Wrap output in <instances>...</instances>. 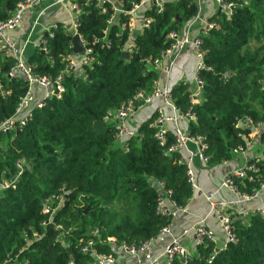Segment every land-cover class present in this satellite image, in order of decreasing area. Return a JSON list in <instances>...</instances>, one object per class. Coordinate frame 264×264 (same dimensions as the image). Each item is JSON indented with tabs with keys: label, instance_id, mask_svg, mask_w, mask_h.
<instances>
[{
	"label": "trees",
	"instance_id": "1",
	"mask_svg": "<svg viewBox=\"0 0 264 264\" xmlns=\"http://www.w3.org/2000/svg\"><path fill=\"white\" fill-rule=\"evenodd\" d=\"M19 1L0 0V21ZM122 1L130 9L142 0ZM224 1L235 8L230 16L216 12L209 17L221 28L210 29L203 37L205 62L212 70L199 73L204 91L194 106L197 120L188 123L192 134L204 138L208 162L214 164L231 160L239 145L247 146L251 130L236 126L239 117L264 122V0ZM77 2L78 32L92 49L93 61L65 75L61 97L48 99L33 110L25 126L0 137V181L13 179L17 162H25L18 181L0 189V264H91L93 255L80 249L90 238L98 252L121 255L105 244L108 238L117 245L141 244L156 240L172 222L157 212L158 181L165 182L172 191L170 199L181 209L193 196L181 155L164 154L174 140L171 129L161 145L156 128L149 126L157 106L139 123L140 135L128 139L127 147L104 117L137 92L152 90L158 72L144 59H154L170 46L168 33L184 30L198 13L196 1L165 0L162 13L155 8L147 12L152 25L136 36L127 31L115 35L118 25L107 23L112 15L109 3L104 13L96 0ZM47 35V53L36 50L28 60L36 74L56 78L74 52L73 36L62 24L52 37ZM131 42L125 58L122 52ZM13 64L12 57H0L4 72ZM183 81L170 86L174 102L186 110L190 98ZM7 86L10 93L0 96V124L14 114L27 89L20 76ZM97 122L104 126L103 134L94 130ZM258 139L264 143V128ZM253 162L257 165V171L249 172L253 178L236 180L242 193H254L264 184V156L251 158L249 163ZM234 232L237 240L225 248L217 251L215 242L197 245L185 263L176 258L170 264H264V216L256 211L248 221L235 220Z\"/></svg>",
	"mask_w": 264,
	"mask_h": 264
},
{
	"label": "built area",
	"instance_id": "2",
	"mask_svg": "<svg viewBox=\"0 0 264 264\" xmlns=\"http://www.w3.org/2000/svg\"><path fill=\"white\" fill-rule=\"evenodd\" d=\"M195 1L199 8L198 13L187 23L183 31L173 30L168 33L167 39L171 41L170 46L163 49L158 57L154 59H144L145 63L156 67L164 77L169 78L173 65L180 55L189 49H193L196 52L195 73L191 79H185L183 81L190 98L189 108L182 110L178 107L174 102L170 84L157 78L154 80L150 92L147 93L142 90L137 92L133 98L128 99L122 103L117 110L105 116L104 120L113 123L116 130V139L127 147L128 139L140 135L138 126H131L129 124V119L145 104L159 99L161 103L157 105L155 110L156 114L154 119L149 123V126L156 128L155 137L161 145L166 142L167 132L171 129L174 140L166 147L164 154L166 156H170L173 153H179L181 155L179 162L185 164L188 181L196 191L200 189V187L196 180V172L193 166L194 159L200 158L208 162L209 157L205 154L207 144L204 138L200 135L192 134L189 130L188 123L197 120L194 106L200 103L199 96L204 91V80L200 77L199 73L203 70H212L205 62V52L202 50L203 37L207 35L208 30L219 29L221 25L218 20H211L209 17L204 16L202 13L204 0ZM212 1L216 3L218 9L222 10L221 13H226L228 16L233 14L235 8L233 3L225 2L224 0ZM43 3H47L48 7L69 3L71 9L75 12V17L71 27L69 26L70 28L64 25L63 27L66 30H71L72 36L78 34L84 48L83 52L78 57H74L73 54L67 56V64L64 72L59 74L56 78L36 74L29 60L26 58L25 47L31 41V32L23 42V45L12 40L8 34L10 31L17 28L27 11L34 10L38 5ZM106 3L110 4L109 10L112 11V15L107 20L108 25L116 23L119 27V31L115 35L120 36L121 32L127 31L129 35L136 36L139 32L150 28L152 25L153 17L148 16L147 12L155 8L157 13H162L164 11L165 0H142L130 9L125 7L122 0H96V6L104 13L108 9L105 5ZM146 5H150L149 8H145ZM80 13L81 7L77 0H21L10 12L7 19L0 21V38L2 39L0 44V57H12L14 59V64L8 71L4 72L0 66V96L5 97L10 93L7 83L15 76L22 77L27 84L26 92L20 97L14 114L0 124V137L2 134L25 126L33 117V110L36 107H43L48 99L53 96L61 97L66 89L65 75L83 68L93 61L92 49L88 47L87 41L78 32ZM197 24H199L200 30L198 33H194L193 27L197 26ZM57 28L58 25H52L45 33L48 34L47 36L52 37L54 35V30ZM45 33L36 44L37 50L43 51V53H47L48 51ZM104 42L107 47H110V41L107 40V38H104ZM127 46L126 50L124 49L123 51L130 53V46H132V44H128ZM38 88L44 91L39 99L36 90ZM170 123L172 125L171 127L168 126ZM236 126L251 130L247 140V146L244 147L239 145L234 149V155H243L251 144V138L261 133L264 128V122L256 123L249 115H244L237 119ZM242 137H245V135H242ZM190 144L194 145V149L189 148ZM184 151H186L187 155L184 154ZM250 160L251 159L246 158L244 162L242 161L231 173L225 175L219 183L218 189L226 188L230 190L235 196L233 199L227 200L217 198V191L206 192V199L210 211L217 218L224 237L222 248H225L228 242H235L237 240L236 233L234 232V221L236 217L231 213L233 207L238 204L251 202L260 195V192L264 188L263 184L259 190L251 194L242 193L240 191L236 180L245 178L252 179L253 176L249 175V172L257 171L256 163H249ZM24 163L23 159L17 162L18 173L13 179L0 181V189L8 188L18 181L19 176L24 170ZM157 185L160 192L157 212L172 220L170 225L164 227L161 231V235H166L169 238L163 250L160 253L155 252V239H150L141 244L121 243L117 245L114 238H108L105 244L113 245V248L121 255L134 258L137 261L136 264H170L176 258L182 259L185 263L189 255V250L183 240L185 235L189 232H193L194 241L197 246L216 242V233L206 225L205 219L198 220L191 228L184 229L180 235L175 233L174 220L183 209L179 208L176 203L170 199L172 191L166 187L164 181H158ZM44 212H50V207H45ZM257 212L264 216V207L259 208ZM91 233L97 235L98 231H92ZM94 244L95 240L90 238L86 240V242H83L80 248L83 253H90L93 255L94 260L91 264H116L117 255L100 253L94 248ZM221 247L217 249V251H219ZM70 264L75 263L70 262Z\"/></svg>",
	"mask_w": 264,
	"mask_h": 264
},
{
	"label": "crops",
	"instance_id": "3",
	"mask_svg": "<svg viewBox=\"0 0 264 264\" xmlns=\"http://www.w3.org/2000/svg\"><path fill=\"white\" fill-rule=\"evenodd\" d=\"M150 5H146L145 8H149ZM140 12V11H139ZM219 12L218 6L212 0H204L202 13L206 17H211L213 14ZM40 13V14H39ZM141 13V12H140ZM220 14V13H219ZM75 12L71 9L69 3H62L58 5L49 6L47 3L38 5L34 10H29L24 14L22 21L19 23L16 29L10 31L8 34L10 38L23 45V42L31 32V41L25 47L26 58L29 59L34 52H36V44L39 42L41 36L50 28L52 25L62 24L67 28L71 27L72 21L74 20ZM211 19V18H210ZM70 26V27H69ZM194 28V29H193ZM193 32L198 33L200 30L199 24L193 27ZM191 29V32H192ZM2 39L0 38V44ZM132 44V42L130 43ZM83 50L73 52L74 57H78ZM195 51L189 49L178 57L175 64L173 65L172 72L169 78H166L162 73L153 67L158 72V78L162 81L168 82L170 85H175L181 80L192 77L196 69ZM38 99L43 95V89H36ZM160 103L159 99L153 100L151 103L145 104L141 107L130 119L129 124L131 126H138L140 122L148 118L153 113L155 106ZM256 137V135L254 136ZM191 149H194V145L190 144ZM251 144L248 146L245 154L234 155L229 161L222 163H209L201 160L200 158L194 159V170L196 172V180L200 187L198 190H194L193 196L190 199L187 206L181 211L174 220V231L177 234H181L184 229L191 228L198 220L205 219L206 225L213 229L216 233V245L222 246L224 243V237L218 223L217 218L210 211L209 204L206 199V192L217 191L216 197L231 200L235 196L234 194L226 189H218L221 179L231 173L236 167H238L242 161L251 159L253 157H260V153L257 154L258 148L253 151ZM255 154H254V153ZM184 154L187 155L186 151ZM183 154V156H184ZM264 188L262 189V191ZM260 195L253 199L249 203L238 204L233 207L231 213L236 217L235 220L248 221L250 215L256 212L259 208L264 207V198ZM251 212V213H248ZM169 238L166 235H161L155 240V252L160 253ZM186 246L193 251L196 250V244L194 241L193 232H189L183 238ZM137 261L126 255H118L116 264H136Z\"/></svg>",
	"mask_w": 264,
	"mask_h": 264
},
{
	"label": "water",
	"instance_id": "4",
	"mask_svg": "<svg viewBox=\"0 0 264 264\" xmlns=\"http://www.w3.org/2000/svg\"><path fill=\"white\" fill-rule=\"evenodd\" d=\"M221 9H219V13H221ZM73 45H74V51L77 52V51H82L84 48H83V45H82V42H81V39L79 37L78 34L74 35L73 36ZM43 53V51H41ZM122 56L125 57V58H128L129 57V53L127 51H123L122 52ZM94 130L99 133V134H103L105 132V129H104V126L100 123V122H97L94 126Z\"/></svg>",
	"mask_w": 264,
	"mask_h": 264
},
{
	"label": "rangeland",
	"instance_id": "5",
	"mask_svg": "<svg viewBox=\"0 0 264 264\" xmlns=\"http://www.w3.org/2000/svg\"><path fill=\"white\" fill-rule=\"evenodd\" d=\"M253 45H254V43H253ZM145 107V106H144ZM143 107V108H144ZM256 107H257V109L258 110H260V111H263V109H262V107H261V105H260V103L259 102H257L256 103ZM147 118V117H146ZM251 149L253 150V151H255L257 148V150H258V152H257V154L258 153H260L261 155H260V157H263L264 156V143H261V142H259V139H258V136H256V137H252L251 138ZM254 153V152H253ZM256 153V152H255ZM254 153V154H255ZM261 198H264V190L262 191V194H261ZM120 204L119 205H121L122 203L121 202H119ZM248 213H251V212H248ZM187 247V246H186ZM188 248V247H187ZM188 250H189V254L191 253V250H190V248H188Z\"/></svg>",
	"mask_w": 264,
	"mask_h": 264
},
{
	"label": "bare ground",
	"instance_id": "6",
	"mask_svg": "<svg viewBox=\"0 0 264 264\" xmlns=\"http://www.w3.org/2000/svg\"><path fill=\"white\" fill-rule=\"evenodd\" d=\"M211 20H213V19H211ZM160 195V194H159Z\"/></svg>",
	"mask_w": 264,
	"mask_h": 264
}]
</instances>
